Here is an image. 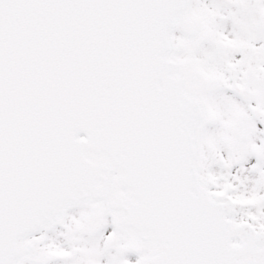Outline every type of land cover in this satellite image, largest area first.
I'll use <instances>...</instances> for the list:
<instances>
[{
	"label": "snow or ice",
	"instance_id": "1",
	"mask_svg": "<svg viewBox=\"0 0 264 264\" xmlns=\"http://www.w3.org/2000/svg\"><path fill=\"white\" fill-rule=\"evenodd\" d=\"M0 264H264V0H0Z\"/></svg>",
	"mask_w": 264,
	"mask_h": 264
}]
</instances>
